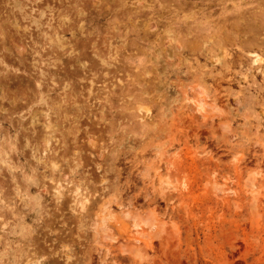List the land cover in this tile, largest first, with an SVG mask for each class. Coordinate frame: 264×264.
Masks as SVG:
<instances>
[{"label": "rangeland", "instance_id": "1", "mask_svg": "<svg viewBox=\"0 0 264 264\" xmlns=\"http://www.w3.org/2000/svg\"><path fill=\"white\" fill-rule=\"evenodd\" d=\"M0 264H264V0H0Z\"/></svg>", "mask_w": 264, "mask_h": 264}, {"label": "bare ground", "instance_id": "2", "mask_svg": "<svg viewBox=\"0 0 264 264\" xmlns=\"http://www.w3.org/2000/svg\"><path fill=\"white\" fill-rule=\"evenodd\" d=\"M250 53H252V52H250ZM194 102L196 103V105H197V107H203V105H202V100H201V98H197L196 100H194ZM50 141V140H49ZM47 143H48V141H47ZM120 208V207H119ZM122 210V209H121ZM119 214H120V212H118ZM123 214V213H122ZM136 226H142V225H139V224H134V227H136Z\"/></svg>", "mask_w": 264, "mask_h": 264}]
</instances>
